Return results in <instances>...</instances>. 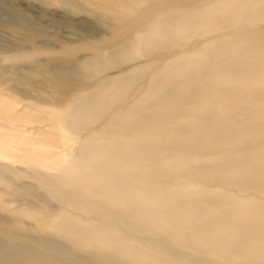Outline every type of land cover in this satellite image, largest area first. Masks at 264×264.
I'll return each instance as SVG.
<instances>
[{"label":"bare ground","instance_id":"obj_1","mask_svg":"<svg viewBox=\"0 0 264 264\" xmlns=\"http://www.w3.org/2000/svg\"><path fill=\"white\" fill-rule=\"evenodd\" d=\"M103 1L94 43L16 53L29 72H0L39 113L0 109L1 264H264V0Z\"/></svg>","mask_w":264,"mask_h":264},{"label":"rangeland","instance_id":"obj_2","mask_svg":"<svg viewBox=\"0 0 264 264\" xmlns=\"http://www.w3.org/2000/svg\"><path fill=\"white\" fill-rule=\"evenodd\" d=\"M106 16H109V11L103 0H0V72L6 73L9 78H15L20 73L29 72V68L23 61L19 59L13 61L12 58H9L16 53L41 50L55 51L64 45L94 43L98 38L106 34V26L108 23ZM261 26L262 25H257V27ZM220 33L221 32L210 31L211 36L219 35ZM189 42L190 41L185 44V47L189 45ZM89 53V50H80L73 56L78 60H84L89 57ZM44 56L45 55L42 53L37 54L34 65L46 75L50 72L49 70H52V63L47 65L46 60L44 61ZM66 57H68V55L64 54V60H66ZM143 60V58H139L135 61H131V64L121 66L122 68L120 67L119 69L100 74L102 77L98 75L94 78H88L87 83L94 84V82L103 78L105 74L108 76L113 75L118 72V70H124L127 66L128 68L132 65L135 66L137 63L144 62ZM53 64L55 67L58 66L57 63ZM41 90L40 92L38 90L39 95L44 94ZM139 91H137V93H139ZM131 92L132 89L127 97L120 103L121 109L132 102V99L129 97ZM7 103L12 104L13 101H11L10 95H8L7 92L0 89V109L4 108ZM30 103L31 102L28 100H19L17 104L13 103V112L18 113L21 117L28 115L32 120L38 118L39 113L34 108H31ZM27 105H29V107ZM2 118V123L5 124L8 119H5L6 117L4 116H2ZM14 122L19 127L23 126L25 130L27 129V131L31 133H35L38 130H47L44 124L27 121L25 118H21L20 121ZM94 125L93 127H97L98 124L96 123ZM11 133L12 132L7 131L5 128H0V141L2 140V135H9ZM27 134L31 135L30 133H25V135ZM86 134L87 132H81L79 134L80 136L76 137L73 143H68L66 148L79 145ZM34 137L38 140H42L41 134L34 135ZM59 150L60 149H56L55 151ZM4 161L9 160L0 158V162ZM18 165L20 168L25 167L24 165ZM30 166L41 171H46L47 168L52 169L49 163L43 162H41V164H31ZM25 183L30 184L29 181L27 182L26 180ZM21 200V202L24 203L33 201V199ZM19 202L20 199L14 202L13 206H17ZM55 205V203H52L51 208H54ZM25 222L29 223L28 220H25ZM2 227L6 228L7 223L6 219H1L0 215V228ZM19 237L24 238V236ZM2 242V244L11 245L10 247L18 244L17 241L14 240L8 241V237ZM68 251L69 250H65L64 253ZM15 260L16 258L8 259L7 264H12ZM2 264L6 263L4 262Z\"/></svg>","mask_w":264,"mask_h":264}]
</instances>
